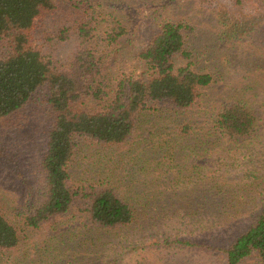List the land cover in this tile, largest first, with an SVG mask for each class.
Returning a JSON list of instances; mask_svg holds the SVG:
<instances>
[{"label":"trees","instance_id":"1","mask_svg":"<svg viewBox=\"0 0 264 264\" xmlns=\"http://www.w3.org/2000/svg\"><path fill=\"white\" fill-rule=\"evenodd\" d=\"M68 1L74 12L43 30L42 45L35 47L34 35L42 29L37 20L56 9L54 0H0V119L19 116L34 103L47 119L42 187L26 207V215L22 213L20 228L7 218L0 199V250L5 253L20 247L26 230L69 216L78 202L85 207L77 210L78 219L94 233L92 237L132 226L143 213L151 212L148 191L154 195L166 180L176 188L200 184L205 188L204 206L221 195L222 184L231 187L234 181L204 175L210 164L204 160L199 168L201 156L196 151L203 148L208 153V146L215 145L241 155L244 147L264 140V121L244 99L220 108L208 130L181 119V112L196 104L198 91L214 82L211 74L194 68L187 50L190 26L162 22L148 44L134 54L141 73L119 74L116 55L128 31L117 0ZM234 4L244 7L249 2L234 0ZM181 59L187 63L178 65ZM83 141L116 149L95 179L74 183L71 164ZM187 171L182 179L170 177ZM258 171L254 167L238 177L239 189L232 200L240 199L250 209L236 204L228 212L217 209V215L225 218L250 216L251 223L232 243L226 247L213 246L210 240L176 243L217 253L220 264L250 260L264 264V177ZM129 180L133 181L128 186ZM228 191L226 201L232 195ZM8 258V263L17 264Z\"/></svg>","mask_w":264,"mask_h":264},{"label":"rangeland","instance_id":"2","mask_svg":"<svg viewBox=\"0 0 264 264\" xmlns=\"http://www.w3.org/2000/svg\"><path fill=\"white\" fill-rule=\"evenodd\" d=\"M54 2L56 9L45 12L37 20V26L42 29L34 35L35 47L42 45L43 30L50 29L69 11L74 12L70 1ZM248 2V6L236 7L234 0H117L128 32L121 53L116 55L115 67L121 68L119 74H140L134 54L148 44L159 25L164 21L188 25L191 30L187 50L192 54L194 68L211 74L214 82L198 91L196 104L181 112V119L193 122L201 131L208 130L220 108L244 99L264 121V0ZM185 63L187 60H178V65ZM40 110L34 103L19 116L0 119V199L7 218L18 228L22 213L26 215V207H30L42 187L40 161L47 119ZM252 144L244 147L241 155L227 153L215 145L208 146V153L203 148L196 151L201 156L199 168L207 161L210 164L205 165L204 175L234 181L230 182L234 184L231 187L221 185L223 191L216 196V205L214 199L201 206L205 188L200 184L186 190L174 187L170 180L162 181L154 195L153 190L148 191L146 197L153 200L148 215L143 213L132 226L92 237L94 233H89V227L78 219L77 210L85 208L78 202L69 216L22 233L18 249L7 253L0 250V264H10L8 257L17 264L20 261L23 264H220L217 253L206 248L190 249L176 242L210 240L213 246L226 247L249 226V215L231 218L229 214L225 218L217 215V209L228 212L236 209L232 208L233 204L250 209L240 199L235 203L232 200L239 189L238 177L247 170L257 167L259 175L264 177V140ZM115 149L83 141L71 164L73 182L95 179ZM176 164L172 162L173 169L177 168ZM188 175L189 171L176 172L170 177L178 180ZM198 175L201 178V174H195ZM228 189L232 195L226 201ZM143 190L145 187L140 191ZM204 227L208 229L201 234ZM245 264L256 263L250 260Z\"/></svg>","mask_w":264,"mask_h":264}]
</instances>
